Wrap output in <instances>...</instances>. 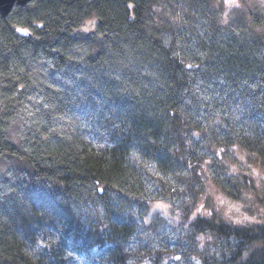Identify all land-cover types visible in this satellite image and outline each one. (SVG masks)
<instances>
[{
    "label": "rangeland",
    "instance_id": "obj_1",
    "mask_svg": "<svg viewBox=\"0 0 264 264\" xmlns=\"http://www.w3.org/2000/svg\"><path fill=\"white\" fill-rule=\"evenodd\" d=\"M64 3L60 4L61 21H66L70 13ZM44 5L39 0L27 7H15L8 19L0 20L2 135L24 153L52 138L71 141L78 137V141H84L92 149L99 147L109 139L107 132L118 120V109L134 97L132 81L122 79L123 73L130 71V62L123 55L111 53L100 68H94L88 63L87 44L71 49L62 47L61 55L53 57L45 52L35 56L37 51L31 38L20 35L21 38L17 30L23 27L33 32L42 30L50 22ZM204 6L205 15L197 12L195 26L180 21L174 33L165 36L169 41L176 38L183 59L194 55V63L200 65L197 72L189 75L197 101L192 102L197 110L193 117L200 127L214 130L219 136L216 138L210 132V142L204 137L193 141L191 159L200 164V180L192 194L196 196L195 209L188 222H184L179 212L181 199L185 197L181 193L189 180L183 168L170 174L153 169L155 178L144 191L129 188L110 192L111 207L106 210L96 187L84 188L68 200L62 197L57 185L38 179L27 161L0 153V203L8 209L7 214L9 210L15 214L9 220L4 217L5 210L1 211L0 228L10 242L23 243V254L42 256L48 248L59 249L70 263L85 264V255L73 253L76 244L82 250L86 232L97 225L131 223L137 234L130 241L142 237L155 250L169 251L164 264H190L185 254L195 256L198 251L191 249L189 239V223L195 218L213 217L237 225L264 223V166L249 150L227 146L235 130L228 135L215 121L213 125L210 123L208 116L221 111L216 101L233 85L232 78L228 80L224 68L219 66L215 53L208 62L210 50L202 52L199 43L207 35L214 50L228 45L232 38H236L238 46L244 42L264 43V0H221L220 10L226 15L222 22L219 10H213L207 2ZM251 8L263 11L261 23L253 24L252 19L245 24L244 12ZM77 13H82L86 23L81 28L83 37L91 38L96 33L92 27L97 20L95 13L88 8L76 10ZM6 22L9 35L1 31ZM71 37L76 39L77 33L73 32ZM6 62L10 66L7 69ZM16 84L21 89L17 90ZM54 95L56 100L51 101ZM7 111L13 113L12 118L4 117ZM187 201L191 200L187 197ZM209 240L210 236H201L197 245L203 248ZM62 245L71 253H65L60 248ZM14 254L22 259L15 248Z\"/></svg>",
    "mask_w": 264,
    "mask_h": 264
},
{
    "label": "trees",
    "instance_id": "obj_2",
    "mask_svg": "<svg viewBox=\"0 0 264 264\" xmlns=\"http://www.w3.org/2000/svg\"><path fill=\"white\" fill-rule=\"evenodd\" d=\"M62 1L70 12L66 21H61ZM220 1L40 0L45 3L43 10L50 22L42 30L30 32L29 38L37 51L35 56L45 52L53 57L61 55L62 47L71 49L87 44L88 63L100 68L111 53L123 55L130 62V71L123 73L122 79L132 81L134 97L125 108L118 109V120L107 132L109 139L99 147L92 149L84 141H78V137L71 141L52 138L24 153L7 141L0 129V153L27 161L38 179L57 185L62 197L68 200L84 188L96 187L106 210L111 207L110 192L129 188L144 191L155 178L153 169L170 174L183 168L189 180L181 193L185 197L181 199L179 212L184 222H188L195 209L196 196L192 194L200 180V164L191 159L192 144L203 137L210 142V132L216 138L219 136L214 130L200 127L193 117L197 110L192 102L197 101L189 75L197 72L200 65L194 63V55L183 59L176 38L169 41L165 36L174 33L180 21L195 26L197 12L205 15L206 2L213 10H219V20H224L226 15L220 10ZM83 8H88L97 18L92 24L96 33L91 38L83 37L81 28L86 23L82 13L75 14ZM206 10L213 12L207 7ZM244 13L245 24L252 19L253 24L263 21L262 10L251 8ZM6 23L1 31L9 35ZM73 32L77 33L76 39L71 37ZM210 40L209 35L201 37L202 52L210 50L208 62L215 53L227 79L232 78L233 88L221 94L216 101L221 111L216 115L211 113L208 119L228 135L235 130L227 146L249 150L264 166V43L244 42L238 46L239 42L232 38L228 45L214 50ZM8 67L6 62L4 68ZM15 88L21 86L16 84ZM10 95L12 101L13 92ZM50 99L55 101L56 96ZM12 115L7 111L4 117L10 119ZM3 210L4 217L14 218L15 214L11 210L7 214L8 209L0 203V213ZM14 212L17 213L16 208ZM189 228L191 249L198 250L195 256L185 254L190 264H264V223L237 225L218 218L197 217L189 223ZM3 232L0 228V264H72L59 249L48 248L42 256L25 255L23 243L10 242ZM136 234L131 223L97 225L86 232L82 250L76 244L72 253L85 255V264H164L169 251L155 250L142 237L130 241ZM206 235L211 240L199 247L201 236ZM14 248L22 254V259L14 254ZM60 248L71 253L63 245Z\"/></svg>",
    "mask_w": 264,
    "mask_h": 264
},
{
    "label": "water",
    "instance_id": "obj_3",
    "mask_svg": "<svg viewBox=\"0 0 264 264\" xmlns=\"http://www.w3.org/2000/svg\"><path fill=\"white\" fill-rule=\"evenodd\" d=\"M36 0H0V16L6 18L11 14L15 7H25ZM21 35L30 36L26 30L18 29Z\"/></svg>",
    "mask_w": 264,
    "mask_h": 264
},
{
    "label": "flooded vegetation",
    "instance_id": "obj_4",
    "mask_svg": "<svg viewBox=\"0 0 264 264\" xmlns=\"http://www.w3.org/2000/svg\"><path fill=\"white\" fill-rule=\"evenodd\" d=\"M36 1H37V0H36ZM27 6H28V5H27ZM27 6H25V7H27ZM6 19H8V18H6ZM22 30H26V31L29 32V33L32 32V31H29V30H28L27 28H25V27H23ZM17 31H19V30H17ZM18 33H19V32H18ZM20 35H21V34L19 33V36H20ZM21 36H22V35H21ZM21 36H20V37H21ZM28 37H29V36H28ZM21 38H22V37H21Z\"/></svg>",
    "mask_w": 264,
    "mask_h": 264
}]
</instances>
